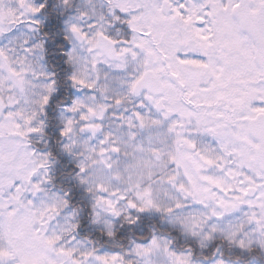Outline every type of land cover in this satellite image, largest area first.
<instances>
[{
    "label": "snow or ice",
    "instance_id": "6c2138e0",
    "mask_svg": "<svg viewBox=\"0 0 264 264\" xmlns=\"http://www.w3.org/2000/svg\"><path fill=\"white\" fill-rule=\"evenodd\" d=\"M0 264H264V0H0Z\"/></svg>",
    "mask_w": 264,
    "mask_h": 264
}]
</instances>
